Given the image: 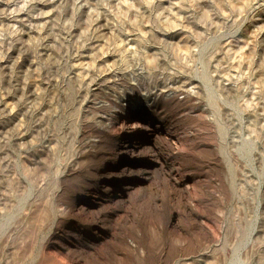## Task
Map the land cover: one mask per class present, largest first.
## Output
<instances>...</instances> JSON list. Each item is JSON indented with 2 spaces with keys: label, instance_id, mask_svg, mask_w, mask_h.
I'll use <instances>...</instances> for the list:
<instances>
[{
  "label": "rangeland",
  "instance_id": "obj_1",
  "mask_svg": "<svg viewBox=\"0 0 264 264\" xmlns=\"http://www.w3.org/2000/svg\"><path fill=\"white\" fill-rule=\"evenodd\" d=\"M0 264H264V0H0Z\"/></svg>",
  "mask_w": 264,
  "mask_h": 264
}]
</instances>
